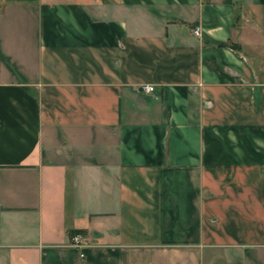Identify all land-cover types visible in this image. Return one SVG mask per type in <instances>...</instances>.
<instances>
[{
	"label": "crops",
	"instance_id": "0c3cea01",
	"mask_svg": "<svg viewBox=\"0 0 264 264\" xmlns=\"http://www.w3.org/2000/svg\"><path fill=\"white\" fill-rule=\"evenodd\" d=\"M0 264H264V0H0Z\"/></svg>",
	"mask_w": 264,
	"mask_h": 264
},
{
	"label": "built area",
	"instance_id": "2783aa9c",
	"mask_svg": "<svg viewBox=\"0 0 264 264\" xmlns=\"http://www.w3.org/2000/svg\"><path fill=\"white\" fill-rule=\"evenodd\" d=\"M199 33V28L195 27L194 28V34H198ZM141 91L144 92H152L154 90L152 85H142L139 88ZM81 240H82V236L79 233H75L71 236V243L72 245L76 246V247H80L81 246ZM81 256H83V254H81Z\"/></svg>",
	"mask_w": 264,
	"mask_h": 264
},
{
	"label": "trees",
	"instance_id": "16d2710c",
	"mask_svg": "<svg viewBox=\"0 0 264 264\" xmlns=\"http://www.w3.org/2000/svg\"><path fill=\"white\" fill-rule=\"evenodd\" d=\"M75 233H79V231L78 230H74V231L70 232V235L72 236Z\"/></svg>",
	"mask_w": 264,
	"mask_h": 264
}]
</instances>
